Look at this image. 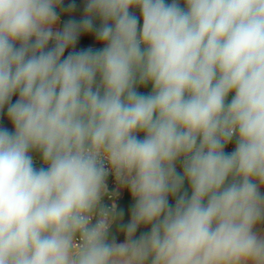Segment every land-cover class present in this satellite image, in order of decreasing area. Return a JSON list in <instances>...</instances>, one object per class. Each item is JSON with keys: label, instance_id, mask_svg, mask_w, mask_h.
Instances as JSON below:
<instances>
[{"label": "clouds", "instance_id": "9594fccd", "mask_svg": "<svg viewBox=\"0 0 264 264\" xmlns=\"http://www.w3.org/2000/svg\"><path fill=\"white\" fill-rule=\"evenodd\" d=\"M77 10L0 0V264H264V0Z\"/></svg>", "mask_w": 264, "mask_h": 264}, {"label": "trees", "instance_id": "16d2710c", "mask_svg": "<svg viewBox=\"0 0 264 264\" xmlns=\"http://www.w3.org/2000/svg\"><path fill=\"white\" fill-rule=\"evenodd\" d=\"M68 2H69V0H65V3L66 4ZM76 3L78 5V10H77V13H76V18H79L80 15L82 14V8H83L84 0H76ZM138 14L139 13L137 11V15ZM61 19L63 21V20L68 19V17L67 16H62ZM95 46L96 47H100V45H95ZM0 123L4 124V126H7V127L11 128V126L6 121L0 120ZM39 166H40V164H39V160L37 158V167H39ZM186 187H187V185H186ZM131 204H132V201L129 198L128 194L126 193L125 199L119 204V206L122 207L124 209V212H125L124 221H123L124 223H127L128 220H129V211H130ZM141 230H144V229H141ZM113 231L115 232V229H113ZM138 234H139V232H138ZM117 239H118V242H122V237L118 236Z\"/></svg>", "mask_w": 264, "mask_h": 264}, {"label": "built area", "instance_id": "2783aa9c", "mask_svg": "<svg viewBox=\"0 0 264 264\" xmlns=\"http://www.w3.org/2000/svg\"><path fill=\"white\" fill-rule=\"evenodd\" d=\"M178 167H179V165H178ZM108 183H109L110 188L113 187V178L111 176L109 177ZM125 196H126V193H122L121 198L119 200V204L125 199Z\"/></svg>", "mask_w": 264, "mask_h": 264}, {"label": "rangeland", "instance_id": "374dc122", "mask_svg": "<svg viewBox=\"0 0 264 264\" xmlns=\"http://www.w3.org/2000/svg\"><path fill=\"white\" fill-rule=\"evenodd\" d=\"M169 2H170V0H169ZM140 91H142V92H147V91H150V88H147V89H146V88H141ZM178 170H180L179 167H178Z\"/></svg>", "mask_w": 264, "mask_h": 264}, {"label": "crops", "instance_id": "0c3cea01", "mask_svg": "<svg viewBox=\"0 0 264 264\" xmlns=\"http://www.w3.org/2000/svg\"><path fill=\"white\" fill-rule=\"evenodd\" d=\"M61 21H62V19H61Z\"/></svg>", "mask_w": 264, "mask_h": 264}]
</instances>
